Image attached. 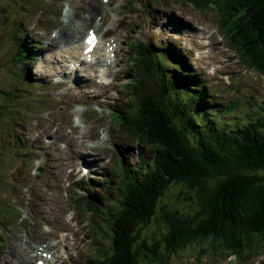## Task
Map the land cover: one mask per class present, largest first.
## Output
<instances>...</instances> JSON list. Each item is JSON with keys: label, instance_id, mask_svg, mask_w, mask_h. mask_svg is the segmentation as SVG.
<instances>
[{"label": "rangeland", "instance_id": "rangeland-1", "mask_svg": "<svg viewBox=\"0 0 264 264\" xmlns=\"http://www.w3.org/2000/svg\"><path fill=\"white\" fill-rule=\"evenodd\" d=\"M228 3L230 4V0H202L197 4L191 0H0V10L3 11L0 13V40H4L9 48L11 46L10 52L4 43L0 44V123L3 125L0 128V138L4 130H12V134L10 136L8 134L4 142L6 145H11L8 140L15 137L13 153L19 155L5 158L1 154L0 146V222L2 223L0 240L6 242L4 245L6 253L0 255V264H29V262L36 264L31 261V257L28 262L24 259L17 262L12 254L22 253L24 257L25 252L31 248L28 247L29 245L35 247L36 244L52 242L55 244L52 247H55L56 251L52 250L50 254L54 257L51 264H104L101 259L103 255L107 257L109 254L110 236L108 230H105V234L101 233L103 219H100V216L108 211L107 205L112 203L107 199L109 194L107 191L108 188L113 189L114 185L108 182V179L113 177L116 181L114 175L121 172V163L118 159L114 161L115 156H111V151L119 146L120 154L123 157L125 154L130 157L126 164L137 166L139 162L137 146L142 143L138 142L134 134L116 126L114 124L116 118L111 119L108 114L99 113L91 122L92 126L91 123H84L78 117L65 125L67 117L58 113H66L74 117L78 112L77 115L80 117L82 111L79 106L82 104L74 107L71 101L84 102L87 108L95 105L97 109L103 110L102 112L115 111L113 105L116 101L128 106L129 102L123 99L127 96L126 90L128 91L130 86L123 85L127 82L126 74L130 73L129 66L133 64L129 59L133 38L147 40L150 37L154 43L156 42L157 46L163 49L158 51L156 56L166 60L170 72L176 64L164 55V50L178 51V48H181L193 54L192 62L198 74L196 77L193 76L192 82L196 87L201 85L206 90L209 102L218 100L225 104L224 102L229 100L235 101L231 104L233 109L219 108L224 106L210 109L213 116L218 118L213 117L216 123L220 124V129H231L236 124L247 122L250 118H260L257 105H261L260 103L264 101V75L254 72L253 68L249 69L244 62H240L241 51L238 52L233 48L234 43L231 42L229 32L219 26L224 16L222 12L224 8H228ZM10 12L14 16L16 13L18 18H24L17 30L11 29L13 25L1 28L3 25L1 18L6 13L9 15ZM65 19L69 21L67 27H64ZM179 20L182 24L178 22ZM98 23L101 25L100 31L105 28V31L100 33L99 39L103 41L102 48L98 49L99 53L96 54L97 58H100L99 62H104L109 55L104 43L108 40L102 38L106 31L115 38L118 51L115 48V53L112 54L115 62L108 66L109 74H106L108 78L109 75L112 76L113 81L95 87L92 80H95L94 74L97 70L92 69L97 68L98 64L78 66L70 53H79L81 50L80 45L78 51L77 40L73 38L76 37L74 30L78 32L81 41L82 36L80 37L79 33H85L88 28ZM75 25H78V30ZM183 28L189 29L190 33L193 31L194 35L188 36V32L183 31ZM9 39H12L10 44ZM207 39H210V42L206 50ZM171 40L174 42L172 47L169 44ZM35 41H37L34 43L35 50L32 48L30 53L20 51V47H23V50L27 49L24 43H28L26 46H31L29 42ZM118 41L127 45L123 52H119ZM226 43H231L233 47L229 48ZM53 44L54 48H52ZM234 45L239 47L237 44ZM17 46L20 48L19 51ZM42 47L46 52L41 50ZM196 48L198 54H195ZM66 55L68 64L63 61V56ZM186 66L192 69L190 65L186 64ZM59 67L67 68L68 73L71 72L66 75L71 80V84L66 82L65 87H54L55 82L63 77ZM98 69L103 71L105 66ZM128 78L133 83L134 76ZM190 78H192L191 74ZM80 79L82 84L77 85ZM74 82L77 83L73 84ZM99 82H101L100 78ZM175 83L185 89L180 85L183 82ZM135 86L137 87H131V91L135 92L138 100L142 102L144 99L138 93L140 84ZM237 88L240 89L242 96L237 93ZM112 89L115 91L111 92ZM1 90H4V93H1ZM148 91L150 90L146 92ZM102 97L105 101H102ZM91 100L96 102H89ZM33 103L37 105L33 117L29 119L24 117L23 123H20V114L32 113ZM197 117L202 118V115L198 113ZM51 118L52 120H49ZM47 119L48 121H45ZM77 123L80 128L76 126ZM96 123L98 124L95 126ZM63 127L68 133L62 129ZM130 129L129 132H134L132 127ZM22 130L27 132L22 134ZM82 135H85L90 146L96 145L94 140L99 146L91 148L74 138V136L80 138ZM54 137L62 144L56 145ZM106 137L107 139H104ZM26 138L32 141H24ZM34 139L44 147L37 159L30 154V149L39 148L33 146L37 143ZM66 141L68 146L63 149ZM70 146L72 150H68ZM86 147L87 151L82 152ZM141 151L148 158L149 149L141 146ZM19 152H25L24 158H21L23 154ZM78 154L91 155L92 158L88 160L97 162H99L97 159H101L99 165L90 162L95 167V176L90 181L80 175L79 166L70 174L66 173V167L77 165ZM35 162L44 166L43 174L39 179L35 177L37 174ZM48 164L55 167L56 174H53L52 170L49 171ZM104 168L113 170V173L106 178L100 176ZM18 170L20 175H17ZM91 192L103 200V204L95 202L96 205H92V210L86 209L87 207L80 209L76 197ZM115 196V193L110 195L112 198ZM160 205H164L168 210H176L183 217L192 216L197 209L193 190L181 183H171L159 198L156 212L149 224L141 230V237L146 238L147 241L156 240L166 229L165 223L160 218ZM61 211L66 212L62 220L71 223V227L55 221L56 215ZM50 213L53 214L50 216ZM21 238L29 239V244H24ZM201 248L206 249L207 252L201 254ZM213 248L214 244L208 239L200 244L196 243L191 249L178 252L171 259L170 264H233V261H236L231 254L226 255L229 251L219 250L218 253H213ZM36 250L35 247L32 252L35 254ZM45 253L46 250L43 254ZM242 254L243 258L240 259L242 263L239 264H264V240L255 239L249 247L244 248ZM229 257L232 260H229Z\"/></svg>", "mask_w": 264, "mask_h": 264}, {"label": "trees", "instance_id": "trees-1", "mask_svg": "<svg viewBox=\"0 0 264 264\" xmlns=\"http://www.w3.org/2000/svg\"><path fill=\"white\" fill-rule=\"evenodd\" d=\"M191 1L197 4L202 0ZM11 12L1 18L2 29L13 25L11 29L17 30L23 23L24 18ZM222 14L219 26L240 47L232 46L241 51L242 58L237 54L240 62L264 75V0H230ZM2 43L11 52V46L0 40ZM132 45L129 59L133 64L126 74V78L134 76L129 92L126 91L129 104L114 115V124L134 134L149 149V155L141 156L137 166L122 162L116 181L109 178L114 186L108 188L107 199L112 203L107 205L105 214H100L101 233L108 230L110 236L109 254L103 255L101 262L170 264L178 252L207 239L214 244L213 253L224 250L242 256L244 248L255 239L264 240V101L257 105L260 118L220 129L210 109H233L231 104L235 101L209 102L206 90L192 82L196 71L184 62L188 53L164 50V55L176 64L170 72L166 60L156 56L163 49L150 37L135 38ZM20 48L17 46V51L26 52ZM177 81L190 82L180 84L188 91ZM138 84L142 102L131 91ZM236 91L243 95L239 88ZM198 113L202 118L197 117ZM130 127L134 132H129ZM0 146L3 155L10 144L0 141ZM171 183H181L193 190L197 209L192 216L183 217L160 205V218L166 229L156 240L147 241L141 237V230L149 224L159 198ZM112 193L114 198L110 197ZM87 203L91 206L86 196H80L79 207H87ZM200 252L207 250L201 248Z\"/></svg>", "mask_w": 264, "mask_h": 264}, {"label": "bare ground", "instance_id": "bare-ground-1", "mask_svg": "<svg viewBox=\"0 0 264 264\" xmlns=\"http://www.w3.org/2000/svg\"><path fill=\"white\" fill-rule=\"evenodd\" d=\"M104 1H106V0H104ZM125 10H127V9H125ZM128 12H130L129 10H127ZM68 13V12H67ZM69 18V17H68ZM68 22L69 21H67L66 19L64 20V27H67L68 26ZM178 22H182L181 20H179ZM87 24V23H86ZM89 24V23H88ZM182 24V23H181ZM60 26H61V24H59ZM91 25V24H90ZM178 25V24H177ZM183 26H184V24H183ZM61 27H63V26H61ZM75 28L77 29L78 28V25H75ZM179 28V27H178ZM89 29V28H88ZM63 30V29H62ZM78 30V29H77ZM142 30V29H141ZM183 31H186V32H188V36H190V35H194L193 34V31H192V33H190V31H189V29H187V28H183L182 29ZM75 31V34H76V37H73V36H69V37H73V38H75L77 41H79V36H78V32L76 31V30H74ZM143 31V30H142ZM87 32V31H86ZM85 32V33H86ZM146 33V32H145ZM147 34V33H146ZM185 34V33H184ZM101 37H100V35H98V33H97V39H98V41L96 42V44H95V47H94V50H93V52H90L89 54H88V56L86 55V54H83L82 53V51H83V49L84 48H81V50H80V52L79 53H77V52H73V54H71L70 53V56H71V58H73L74 59V62L76 63V65H78V66H82V65H88V64H93V63H95V64H98L97 66L98 67H100L101 66V64H103V63H105V61H106V66H105V69L102 71V70H100V69H98V67L97 68H93L92 70H97L96 72H95V80H92L93 82H94V86L96 87V86H102V85H104V83H111L110 81H111V79L110 78H108L107 76H106V74L108 75L109 74V71H108V66H110V65H112V64H114V62H115V60H113V58L112 57H114V56H112V54H114L115 53V48L117 49V51H118V46H117V43H115L114 42V39L115 38H113V41L112 42H110L109 41V45L106 43V42H104L105 43V46H106V50H107V52H108V57L105 59V61L104 62H99V59L97 58V56H96V54H98L99 52H98V49L100 48V50H101V48H102V44L101 43H103L102 41H100L99 39H100ZM134 39L135 38H133V42H134ZM137 39H139V38H137ZM119 42V41H118ZM133 42H132V44H133ZM54 44H59V43H54ZM54 44L52 45V48H54L55 46H54ZM125 46H127L126 44H124V42L121 44V42H119V52H123V50H124V48H125ZM43 52H46V51H44L45 49L42 47V49H41ZM48 51V50H47ZM196 52H195V54H198V51H197V48H196V50H195ZM82 54H83V56H82ZM101 54H103V53H101ZM120 55H123V54H120ZM188 59H186V60H184V62L186 63V64H188V65H190L192 68H193V62H192V58H193V54L191 53V52H188ZM201 57V56H200ZM80 60V61H79ZM193 60H195V58L193 59ZM174 65V64H173ZM70 66H71V64H70ZM73 66V65H72ZM89 66H91V65H89ZM68 67V66H67ZM174 67V66H173ZM60 69V71L62 72V79H59L58 81H56L55 82V85H54V87H65L66 86V82L67 83H69V84H71V80H69V78L66 76L67 74H70V73H68L69 71H68V69L67 68H62V67H59ZM81 68H83V67H81ZM73 69V68H72ZM74 70V69H73ZM80 72V71H79ZM60 73V72H59ZM77 74V73H76ZM79 74V73H78ZM56 75V74H55ZM61 75V74H60ZM52 76V75H51ZM126 77V76H125ZM53 78V77H52ZM74 78V77H73ZM99 78L101 79V82H99ZM50 79V78H49ZM57 79V78H56ZM85 79V78H84ZM67 80H69V81H67ZM87 80V79H86ZM73 81V80H72ZM89 81V80H88ZM87 82V81H86ZM91 82V81H90ZM77 83V82H76ZM75 82L73 83V84H76ZM89 83V82H88ZM80 84H82V82H81V79L79 80V82H78V84L77 85H80ZM85 84V83H84ZM91 84V83H90ZM88 85V84H87ZM74 87H75V85H73ZM73 87V88H74ZM93 87V86H92ZM70 88H71V86H70ZM76 88V87H75ZM66 90H68V88H65ZM83 89H84V87H83ZM93 91V90H92ZM87 94V93H86ZM98 94V93H97ZM84 96V95H83ZM89 96V95H88ZM102 101H105V99H103ZM80 108V110L81 111H84V105H81V106H79ZM74 123V122H73ZM85 123V122H84ZM78 128H80L79 127V124L77 123V125H76ZM82 133H84V132H81V134ZM118 135V134H117ZM98 136V135H97ZM96 136V137H97ZM119 137V136H118ZM74 138L76 139V141H78L79 143H83L84 145H87V146H89V147H98L99 146V144L96 142V140H94L95 141V143H96V145L95 146H90L89 144H88V142H87V138L85 137V135H82L80 138H78L77 136H74ZM91 138V137H90ZM71 139V138H70ZM104 139H107V137L106 138H104ZM118 139V138H117ZM72 140V139H71ZM24 141H27V142H29V141H32L31 139H29V138H26V139H24ZM34 141L35 142H37V143H35L33 146H35V147H39L40 149H42V148H44L43 146H41V145H39V141H36L35 139H34ZM68 141V140H67ZM66 141V144H64V146H63V149L66 147V145L68 146V142ZM120 142V141H119ZM118 143V142H117ZM121 143V142H120ZM71 144V143H70ZM73 145V144H72ZM71 145V146H72ZM68 147V150H72V147ZM75 147V146H74ZM77 147V146H76ZM88 147V148H89ZM77 149H78V147H77ZM81 150V149H80ZM84 151H87V147H86V149H84L83 148V150H82V152H84ZM40 154H41V151H40ZM76 156V155H75ZM78 159H76L77 160V165L76 166H69V167H66L65 169H66V173L67 174H70V172L71 171H73V170H75L78 166H79V168H80V172H81V174L80 175H82V176H85L83 179H86L87 181H90L91 179H92V177H94L95 176V167L90 163V162H96V164H100L101 163V159H97L99 162H97V161H93V160H88V159H91L92 158V156L91 155H85V154H78ZM72 160V159H71ZM72 164V163H71ZM36 166H37V175H39V171H38V167H41V175L43 174V171H44V166H43V164H41V163H39V162H37L36 163ZM48 169H49V171H51L52 170V173L53 174H56L57 172H56V169H55V167L54 166H52V164H48ZM68 170H69V172H68ZM40 175V176H41ZM39 176V177H40ZM38 177V178H39ZM86 181V182H87ZM38 211H40L39 209H38ZM55 212V211H54ZM65 211H61L60 213H59V215H56V217H55V221L56 222H58L59 224L60 223H64V225H68V226H70L71 227V223H69V222H67V221H63L62 220V218H63V216L65 215ZM53 213H50V216L52 215ZM63 226V225H62ZM65 227V226H64ZM67 227V226H66ZM42 228V227H41ZM48 232L50 231V229H48L47 230ZM62 235V234H61ZM21 241L24 243V244H29V239H25V240H23L22 238H21ZM6 243V242H5ZM5 245V244H4ZM52 245H55L53 242L52 243H48V244H36L35 245V247L37 248V250H36V253L34 254L32 251H33V248H35L34 246H32V245H29L28 247H30L31 246V248L28 250V252L30 253V256H29V253L28 252H25V254H24V257H23V254L22 253H20V254H12V256H13V258L14 259H16L17 260V262L19 261V262H21L23 259L26 261V262H28L29 261V258L31 257V260L33 259V258H35V257H42L43 258V260H44V263L45 264H51V262H53V260H54V257H53V255H51L50 256V254L52 253V250L53 251H56L54 248L55 247H52ZM5 247H4V249H3V253H2V255L3 254H5L6 252H5ZM44 250H46V253L45 254H43V252H44ZM42 252V253H41ZM34 255V256H33ZM48 255H49V258H48ZM21 257H23V258H21ZM229 260H232V258H228ZM23 264H27V263H23Z\"/></svg>", "mask_w": 264, "mask_h": 264}, {"label": "snow or ice", "instance_id": "snow-or-ice-1", "mask_svg": "<svg viewBox=\"0 0 264 264\" xmlns=\"http://www.w3.org/2000/svg\"><path fill=\"white\" fill-rule=\"evenodd\" d=\"M96 37L94 35H89L87 42L91 45L95 42ZM92 49L89 48L88 51H91Z\"/></svg>", "mask_w": 264, "mask_h": 264}, {"label": "water", "instance_id": "water-1", "mask_svg": "<svg viewBox=\"0 0 264 264\" xmlns=\"http://www.w3.org/2000/svg\"><path fill=\"white\" fill-rule=\"evenodd\" d=\"M39 175L36 176L38 178L41 175V167H38Z\"/></svg>", "mask_w": 264, "mask_h": 264}]
</instances>
